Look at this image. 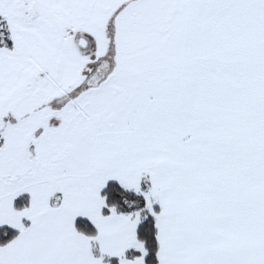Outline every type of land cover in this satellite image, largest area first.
Instances as JSON below:
<instances>
[{"label": "snow or ice", "instance_id": "6c2138e0", "mask_svg": "<svg viewBox=\"0 0 264 264\" xmlns=\"http://www.w3.org/2000/svg\"><path fill=\"white\" fill-rule=\"evenodd\" d=\"M0 264H264V0H0Z\"/></svg>", "mask_w": 264, "mask_h": 264}]
</instances>
